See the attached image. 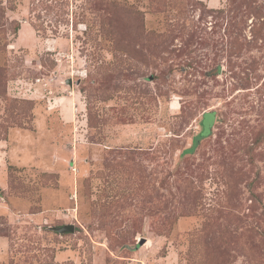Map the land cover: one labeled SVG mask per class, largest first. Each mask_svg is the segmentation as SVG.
<instances>
[{"label": "rangeland", "instance_id": "1", "mask_svg": "<svg viewBox=\"0 0 264 264\" xmlns=\"http://www.w3.org/2000/svg\"><path fill=\"white\" fill-rule=\"evenodd\" d=\"M0 264H264V0H0Z\"/></svg>", "mask_w": 264, "mask_h": 264}, {"label": "trees", "instance_id": "2", "mask_svg": "<svg viewBox=\"0 0 264 264\" xmlns=\"http://www.w3.org/2000/svg\"><path fill=\"white\" fill-rule=\"evenodd\" d=\"M205 116H206V114L203 116V120L202 121H200V126H201V132H200V134L195 138V142H194V145H196V143L198 142V140H200L201 138H205V137H207L208 135H209V132H207V134L206 135H204L203 134V130H202V127H203V122H204V118H205ZM210 131V130H209ZM192 150H193V148H191L188 152L189 153H192Z\"/></svg>", "mask_w": 264, "mask_h": 264}, {"label": "water", "instance_id": "3", "mask_svg": "<svg viewBox=\"0 0 264 264\" xmlns=\"http://www.w3.org/2000/svg\"><path fill=\"white\" fill-rule=\"evenodd\" d=\"M55 230L57 232H59V233H62V232L64 233V232H67V231H73V226L72 225H70V226H63V227H60V228H56Z\"/></svg>", "mask_w": 264, "mask_h": 264}]
</instances>
